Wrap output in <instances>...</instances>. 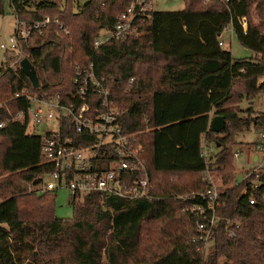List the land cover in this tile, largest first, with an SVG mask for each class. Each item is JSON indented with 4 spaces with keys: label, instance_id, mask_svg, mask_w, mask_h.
I'll list each match as a JSON object with an SVG mask.
<instances>
[{
    "label": "trees",
    "instance_id": "obj_1",
    "mask_svg": "<svg viewBox=\"0 0 264 264\" xmlns=\"http://www.w3.org/2000/svg\"><path fill=\"white\" fill-rule=\"evenodd\" d=\"M131 1L9 0L16 17L50 15L69 29L64 35L52 25L48 36H34L30 48L24 47L42 91L70 92L76 62L92 60L104 75L122 112L123 133L133 134L142 147L151 198L91 192L72 203L71 218L55 216L50 191H36L50 170L41 162V137L19 121H6L26 106L15 92L34 90L20 66H10L16 56L9 51L0 66V122L6 121L0 127V264H264V170L219 194L209 250L195 225L209 213L194 209L207 204L199 196L212 188L207 169L214 181L230 183L233 160L227 144L250 126L264 129V112L239 107L243 97L264 90V0H183L181 9L154 8L137 20V33L95 47L100 30L113 28ZM228 23L255 55L235 57L219 44ZM216 114L225 120L220 133L209 129ZM68 123L62 120L69 129L65 133L79 144L95 141L72 132ZM202 138L217 147L207 158L201 154ZM29 185L34 192H26Z\"/></svg>",
    "mask_w": 264,
    "mask_h": 264
},
{
    "label": "built area",
    "instance_id": "obj_2",
    "mask_svg": "<svg viewBox=\"0 0 264 264\" xmlns=\"http://www.w3.org/2000/svg\"><path fill=\"white\" fill-rule=\"evenodd\" d=\"M154 8L152 0H132L118 14L114 27L107 29L108 34L101 38L99 32L94 38V46L97 47L109 39H122L137 33V20L149 16ZM241 23L243 31L246 32V16L241 18ZM52 25H56V30L62 31L64 35L69 33L67 25L58 17L45 15L27 20L15 16L14 31L9 37V43H0L4 50L14 51L16 58L10 66L19 65L23 56L28 57V50H24V47L30 48L29 43L34 36H48ZM224 30L234 33L231 23L226 24ZM219 44H223L222 39ZM132 80L133 76L129 82ZM72 83L74 88L70 92L50 93L47 90L42 91L43 84L39 80V86L33 87L34 90L24 87L14 94L15 98H25L26 106L9 113L6 121H19L25 124L27 132L32 128L33 132L28 133L41 137V162L50 168L43 175L41 186L36 191L52 192L58 188H66L71 204L79 202L83 195L91 192L115 195L126 200L151 198L149 175L143 159L139 156L142 147L133 134L123 133L118 121L122 112L116 106L110 88L105 84L104 75L97 73L92 60L87 64L76 62ZM46 84L52 85L49 81ZM3 105L4 103H0V107ZM62 120L70 122L68 127L72 132L93 136L95 141L90 145L79 144L76 138L65 133L69 129L63 128ZM6 121L0 122V127ZM43 122L54 123L55 126L37 133L36 128ZM230 152L235 161L240 154H246V161L235 169L233 179L228 184L214 181L207 169L205 177L212 184V188L199 194L207 204L194 208L201 215L206 211L209 213L207 220H197L195 224L200 232L199 238L204 242L210 239L211 230L217 220L215 210L220 205L219 194L250 174L264 170V131L260 132L257 142L238 145L236 150ZM201 154L208 157L205 145L201 148ZM101 160L107 162V167L99 166ZM137 173L142 176H135ZM251 183V188L257 187L255 181ZM242 193L247 194L248 189L243 188ZM254 202L255 198L250 195L249 203ZM229 235L234 236L232 230H229Z\"/></svg>",
    "mask_w": 264,
    "mask_h": 264
},
{
    "label": "rangeland",
    "instance_id": "obj_3",
    "mask_svg": "<svg viewBox=\"0 0 264 264\" xmlns=\"http://www.w3.org/2000/svg\"><path fill=\"white\" fill-rule=\"evenodd\" d=\"M85 0H80V2H84ZM155 9H163V10H171V9H181L184 7L183 0H152ZM14 21L15 15L12 12V7L9 3V0H4V12L0 14V43H9V37L14 31ZM108 31L106 28H102L100 30V37L103 38ZM231 36V38H230ZM222 39L227 41V44L224 45L225 48L229 49L233 56L235 57H244V56H253L255 55L254 51L249 47L243 45L237 36L234 33H230L228 30H224L222 32ZM224 44V42H223ZM9 56V52L0 47V66L4 60H7ZM38 73V72H37ZM45 75V73H44ZM261 80V77L259 81ZM239 107L242 110H247L248 108H252L254 113L264 112V90L257 92L253 97L247 99L243 97L239 102ZM55 124H46L45 122L41 123L37 128V133H42L47 128H54ZM264 131V129H256L254 126H250L248 130H245L242 133H239L235 137L234 144H227V148L230 150H236L238 145L241 144H252L258 140L260 132ZM28 132H33L32 128L28 129ZM206 148L208 149V156L214 154L217 151V147L214 145V141H206L204 143ZM203 147V145H202ZM233 160V157H232ZM238 160V161H237ZM236 160V166L239 167V162L244 160V155L239 156ZM234 168V166H233ZM235 171V169H234ZM233 174V173H232ZM206 176V175H205ZM166 177H170V179H175L177 176L167 175ZM183 180H191L186 176H181ZM33 186H28L26 192H34ZM43 191H39L38 194H42ZM51 196L54 198V214L59 218H71L73 216V205L70 203V194L66 188H58L55 191L49 192ZM211 243L206 241V249L209 250Z\"/></svg>",
    "mask_w": 264,
    "mask_h": 264
},
{
    "label": "water",
    "instance_id": "obj_4",
    "mask_svg": "<svg viewBox=\"0 0 264 264\" xmlns=\"http://www.w3.org/2000/svg\"><path fill=\"white\" fill-rule=\"evenodd\" d=\"M19 66L21 70L27 75L32 86L35 88L38 87L39 86L38 76L35 67L33 63L30 61V59L27 56H23L19 61ZM224 127H225V120L222 115L216 114L210 118L209 129L212 132L220 133L221 131H223Z\"/></svg>",
    "mask_w": 264,
    "mask_h": 264
},
{
    "label": "crops",
    "instance_id": "obj_5",
    "mask_svg": "<svg viewBox=\"0 0 264 264\" xmlns=\"http://www.w3.org/2000/svg\"><path fill=\"white\" fill-rule=\"evenodd\" d=\"M221 38L220 39H222V33H221V36H220ZM230 38H231V36H230ZM223 40V39H222ZM223 42H224V44H222V46H224L225 44H227V41H224L223 40ZM260 82V81H259ZM212 113H213V111H211V113H210V116L212 115ZM259 138V137H258ZM258 140H256V142H257ZM206 142V140L204 139V138H202V144L203 145H205L204 143ZM255 143V142H254ZM202 144H201V147H202ZM239 145H241V144H239ZM246 145V144H245ZM206 146V145H205ZM242 146H244V145H242ZM241 155H244V160L242 161V162H239V164L240 165H243L244 164V162L246 161V154H241ZM238 161V160H237ZM233 166H234V168H233V171H232V173L234 172V169H236V168H238L237 166H236V161H235V159H233ZM233 176H234V174H232V177H231V181H232V179H233Z\"/></svg>",
    "mask_w": 264,
    "mask_h": 264
}]
</instances>
